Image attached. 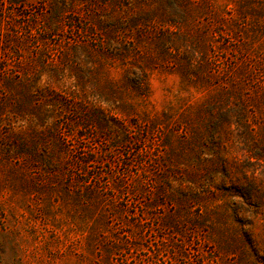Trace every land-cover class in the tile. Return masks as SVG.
Segmentation results:
<instances>
[{
  "label": "rangeland",
  "instance_id": "rangeland-1",
  "mask_svg": "<svg viewBox=\"0 0 264 264\" xmlns=\"http://www.w3.org/2000/svg\"><path fill=\"white\" fill-rule=\"evenodd\" d=\"M0 264H264V0H0Z\"/></svg>",
  "mask_w": 264,
  "mask_h": 264
}]
</instances>
